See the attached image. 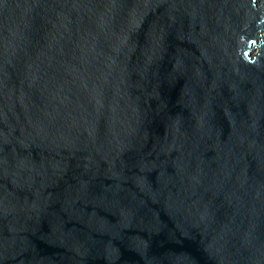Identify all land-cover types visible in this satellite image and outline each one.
<instances>
[{
	"label": "water",
	"instance_id": "1",
	"mask_svg": "<svg viewBox=\"0 0 264 264\" xmlns=\"http://www.w3.org/2000/svg\"><path fill=\"white\" fill-rule=\"evenodd\" d=\"M0 264H264V0H0Z\"/></svg>",
	"mask_w": 264,
	"mask_h": 264
}]
</instances>
